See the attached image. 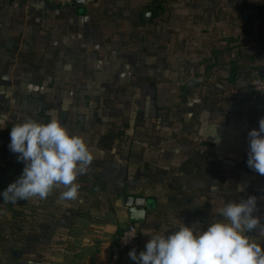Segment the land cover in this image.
<instances>
[{"label":"crops","instance_id":"1","mask_svg":"<svg viewBox=\"0 0 264 264\" xmlns=\"http://www.w3.org/2000/svg\"><path fill=\"white\" fill-rule=\"evenodd\" d=\"M261 69L264 0H0V263L264 264Z\"/></svg>","mask_w":264,"mask_h":264},{"label":"built area","instance_id":"2","mask_svg":"<svg viewBox=\"0 0 264 264\" xmlns=\"http://www.w3.org/2000/svg\"><path fill=\"white\" fill-rule=\"evenodd\" d=\"M58 6L75 7L73 0H45ZM95 0H84V5ZM250 87L259 96H264V78L253 75L249 80ZM140 234L137 226L127 223L121 227L118 237L107 254L108 264H128L127 258L138 252L140 246ZM1 264V263H0Z\"/></svg>","mask_w":264,"mask_h":264},{"label":"water","instance_id":"3","mask_svg":"<svg viewBox=\"0 0 264 264\" xmlns=\"http://www.w3.org/2000/svg\"><path fill=\"white\" fill-rule=\"evenodd\" d=\"M74 5L84 6V0H73ZM150 12L145 13L144 17H149ZM258 76L264 78V69L258 72ZM123 206L127 208L129 220L132 222H140L144 219L147 202L143 197L125 196L123 197Z\"/></svg>","mask_w":264,"mask_h":264},{"label":"trees","instance_id":"4","mask_svg":"<svg viewBox=\"0 0 264 264\" xmlns=\"http://www.w3.org/2000/svg\"><path fill=\"white\" fill-rule=\"evenodd\" d=\"M134 92H135V94L133 96H139L137 90H134ZM99 93H101V97H109L110 91H99ZM113 94H115V91H113ZM117 134L120 135V137L122 135L121 132L120 133H117ZM8 162H11L13 165H15V167L17 166L19 168L18 171H17V174H19L20 176H18V175L15 174L17 176L15 178V181L16 182H20L21 178L24 177L25 174H26V172H27L26 158L24 156H20L19 155L18 157L16 156L12 160H8ZM14 171H16V169L13 170L12 172L15 173ZM14 195L18 197V200L15 201V206H14L13 209H16L17 211L18 210L19 211H23L22 214L24 215V217H25V214H26L24 210H30L28 212V215H31V207H27V208L25 207V200H24L25 199V195H24V191L21 192V193H19V192L18 193H14ZM20 199H23V202H21ZM17 220H20V219H17ZM120 230H121V227L117 228V231H116L115 239L114 240H116V238L118 237Z\"/></svg>","mask_w":264,"mask_h":264},{"label":"rangeland","instance_id":"5","mask_svg":"<svg viewBox=\"0 0 264 264\" xmlns=\"http://www.w3.org/2000/svg\"><path fill=\"white\" fill-rule=\"evenodd\" d=\"M131 76V78H133L132 77V75H130ZM137 79H135L134 81H136ZM91 91H83V90H81V94L83 95V96H81V97H85V96H88V94L90 93ZM118 92H122V91H118ZM129 92V95L127 94ZM140 92V91H139ZM125 96H133L134 94H135V92H134V90H132V89H130V90H128V91H125ZM89 96H90V94H89ZM89 96L86 98V99H88L89 98Z\"/></svg>","mask_w":264,"mask_h":264}]
</instances>
